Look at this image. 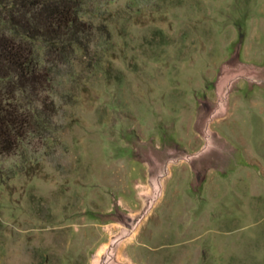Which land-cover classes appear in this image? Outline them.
<instances>
[{
    "label": "rangeland",
    "instance_id": "obj_1",
    "mask_svg": "<svg viewBox=\"0 0 264 264\" xmlns=\"http://www.w3.org/2000/svg\"><path fill=\"white\" fill-rule=\"evenodd\" d=\"M83 15L51 127L0 156V264H97L124 227L121 264H264V0Z\"/></svg>",
    "mask_w": 264,
    "mask_h": 264
},
{
    "label": "trees",
    "instance_id": "obj_2",
    "mask_svg": "<svg viewBox=\"0 0 264 264\" xmlns=\"http://www.w3.org/2000/svg\"><path fill=\"white\" fill-rule=\"evenodd\" d=\"M94 1L0 0V156L51 127L44 94L53 89L56 67L90 49L96 30L83 13Z\"/></svg>",
    "mask_w": 264,
    "mask_h": 264
},
{
    "label": "water",
    "instance_id": "obj_3",
    "mask_svg": "<svg viewBox=\"0 0 264 264\" xmlns=\"http://www.w3.org/2000/svg\"><path fill=\"white\" fill-rule=\"evenodd\" d=\"M140 215L141 216L134 218L135 221L133 224H136V226L140 223L142 218H144L142 214ZM133 228L134 227H124L121 233L113 235L109 244L104 248V250L100 254L97 260V264H121L118 258L120 245L126 238H128L133 233Z\"/></svg>",
    "mask_w": 264,
    "mask_h": 264
}]
</instances>
